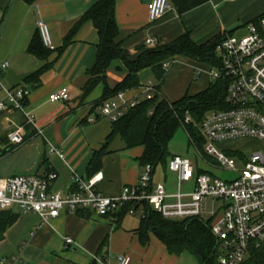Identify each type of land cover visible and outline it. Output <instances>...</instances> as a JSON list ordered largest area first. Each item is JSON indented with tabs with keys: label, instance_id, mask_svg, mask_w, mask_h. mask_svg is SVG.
I'll list each match as a JSON object with an SVG mask.
<instances>
[{
	"label": "crops",
	"instance_id": "1",
	"mask_svg": "<svg viewBox=\"0 0 264 264\" xmlns=\"http://www.w3.org/2000/svg\"><path fill=\"white\" fill-rule=\"evenodd\" d=\"M98 1L38 0L28 6L20 0H0V81L7 89L29 92L25 107L34 117L36 127L26 125L18 113L0 112V137L7 139L6 144L0 143V151L6 145L16 148L0 157V179L52 171L58 177L52 189L66 193L71 188L73 174L83 180L100 174L102 178L96 190L104 196H116L124 186L138 182L141 169L138 159L143 149H127L118 136L109 142L99 169L90 172L93 154L101 149L111 131V123L105 119L87 123L88 118L100 115L98 103L104 85L99 84L89 95L82 97L89 71L95 65L99 39L90 22L83 24L69 43L66 44L64 38ZM150 2L115 1L114 19L119 30L116 43L130 55V60L136 59L140 51L152 48L145 45L146 40H154L158 46L170 44L185 33H189L197 44L222 35L241 37L246 34L248 25L264 15V0H205L181 15L172 6L161 19L151 23L147 16ZM40 21L47 25L54 46V50L46 52L42 59L28 53ZM173 61L176 67L172 73L171 69L167 71L161 88L169 102H176L186 95L194 96L211 84L206 64L181 56ZM3 63L8 64L4 70L1 69ZM35 73L39 74L37 84L24 81L26 76ZM126 74L123 63L114 61L106 75L107 87L114 88ZM138 76L140 84L153 78L149 69ZM174 78L178 93L171 99L167 85ZM63 88L69 91V101L52 103L48 100L50 94ZM137 93L136 90L127 91V96ZM1 101H5V97L0 92ZM15 126L23 128L24 139L31 135L18 146L9 141ZM51 147L63 158L51 155ZM12 210L19 217L0 241V260L19 258L24 264H115L120 257L128 256L132 264H198L188 253L170 255L152 234H149L148 243L142 246L137 235L139 225L123 227L125 217L111 225L89 212L85 213L87 218H82L62 211L58 218L41 226L36 215ZM65 239L72 243L66 246Z\"/></svg>",
	"mask_w": 264,
	"mask_h": 264
},
{
	"label": "built area",
	"instance_id": "2",
	"mask_svg": "<svg viewBox=\"0 0 264 264\" xmlns=\"http://www.w3.org/2000/svg\"><path fill=\"white\" fill-rule=\"evenodd\" d=\"M171 9L170 0H151L147 5L148 21H158ZM36 27L43 46L53 51L47 25L40 21ZM145 45L154 48L157 44L149 39ZM215 52L218 63L209 69L208 76L212 84H225L226 108L208 112L199 124V133L206 145L200 156L215 161L216 165L208 164L210 168L237 173L234 180L223 181L206 171L199 173L201 170L180 156H173L169 161V170L176 176V191L173 193H168L164 185L153 184L154 169L151 165L141 167L138 182L124 186L116 196H104L96 190L102 178L100 174L88 180L73 174L71 188L66 193L52 189L58 179L52 171L41 175H15L0 179V210L16 208L20 214L36 215L41 226L58 218L62 211L72 215L89 212L113 225L123 212L125 216L143 217L144 207H147L171 222L209 221V230L216 242L217 264L246 262L251 248L264 246V153L256 150L245 158L241 152L234 151L244 165L238 171L235 156L227 157L215 146L237 140L264 143V15L247 26L244 36H226ZM7 67V63L1 65L2 70ZM170 67V62H167L163 70L167 72ZM136 91L137 95L131 97L127 92H120L105 100L100 106L99 117H90L87 123L93 124L98 118L115 123L141 101L158 95L156 85L151 81H146ZM0 92L5 97V101L0 102V112L18 113L26 125L35 129L34 117L25 107L29 92L26 89H7L1 81ZM69 99L67 88L48 97L52 103ZM185 121L189 123L190 118ZM14 128L9 141L18 146L24 141V132L21 126ZM37 132L41 135L40 131ZM49 153L63 158L55 148L51 147ZM189 183L192 184L190 190L183 191ZM208 200L215 203L210 212L205 209ZM64 243L67 246L72 241L65 239ZM0 264L24 263L19 258H3ZM115 264L132 262L130 257L123 256Z\"/></svg>",
	"mask_w": 264,
	"mask_h": 264
},
{
	"label": "trees",
	"instance_id": "3",
	"mask_svg": "<svg viewBox=\"0 0 264 264\" xmlns=\"http://www.w3.org/2000/svg\"><path fill=\"white\" fill-rule=\"evenodd\" d=\"M20 1L32 6L38 0ZM115 1L99 0L96 2L80 17L64 38V42L69 43L78 29L87 22L92 24L98 35L95 65L89 71V79L83 89L82 97L89 95L99 84H103L102 99L98 103L101 106L105 100L115 97L120 92L139 89L142 84H140L138 74L146 69L151 70L158 95H155L151 100L141 101L138 106L111 124V131L104 145L93 154L90 172L93 173L99 169L101 157L109 142L117 136L127 149L142 148V155L138 159L139 166L151 165L154 170L156 166L166 164V161H170L173 157L170 155L168 147L179 128L185 130L189 144L194 145L198 152H201L205 141L199 133L198 126L208 112L226 108L224 103L225 84L223 82L211 83L207 89L194 96L186 95L176 102H169L161 93L167 74L163 70V65L181 56L214 67L218 63L216 47L226 36H218L203 44H197L192 41L189 33H185L170 44L158 45L140 51L141 53L136 59L130 60V55L116 43L119 30L114 19ZM170 1L179 15L205 2V0ZM36 32V36L28 48V53L42 59L50 50L43 46L38 30ZM116 60L123 63L127 74L114 88H109L106 85V75L111 64ZM38 76V73L28 75L24 81L37 84ZM187 117L190 118L189 123L185 121ZM30 136H26L24 141L26 142ZM0 143L6 144L7 139L0 137ZM15 149L13 146L6 145V148L0 151V157ZM203 158L208 160V158ZM199 173H203V171ZM85 213L88 212H80L78 215L87 218ZM18 217L19 215L12 209L0 210V241L3 239L4 232L16 222ZM124 217L125 212L119 215L118 222ZM149 234L155 236L170 255L180 256L182 253H188L195 258L198 264H217L216 242L210 233L209 221L190 219L171 222L164 220L153 210L144 207V216L141 217L137 229L138 239L142 246L148 243ZM243 264H264V246L259 249L251 248L250 257Z\"/></svg>",
	"mask_w": 264,
	"mask_h": 264
},
{
	"label": "rangeland",
	"instance_id": "4",
	"mask_svg": "<svg viewBox=\"0 0 264 264\" xmlns=\"http://www.w3.org/2000/svg\"><path fill=\"white\" fill-rule=\"evenodd\" d=\"M173 60L170 61V69L171 73L174 71L176 64H173ZM173 66V68H172ZM206 70H209L211 67L209 65H206ZM169 69V70H170ZM150 81L152 82L153 85H156V82L154 78H150ZM167 90H168V96L172 99L173 97L176 96L178 93V85H177V79L174 78L169 85H167ZM192 92V90H191ZM103 123L107 124L106 121ZM100 125V124H99ZM98 126V125H97ZM96 127V126H95ZM2 145V144H1ZM0 145V147H1ZM205 144L202 147V151L198 152L196 147L194 145L189 144V139L188 136L183 128H179L176 133L174 134V137L172 141L169 144L168 150L171 156H180L182 158L188 159L195 167L201 170V171H206L210 172L213 176L216 178H219L223 181H232L237 177V173L235 172H229L225 171L222 169L218 168H210L208 166L209 163H215L214 160H211L208 158V160H205L200 156V153H203V150L205 148ZM215 148L218 151H223L222 153L227 156L231 157L234 156L235 153L234 151H239L241 152L242 156L245 158H248L253 151L256 150H262L264 153V143L262 142H256V141H251V140H243V141H231V142H225L219 145H216ZM232 153V154H231ZM207 159V157H205ZM236 161V168L238 171L242 170L244 165L243 162L238 160L236 156L234 157ZM175 182H176V176L169 170V160L166 161V164H159L158 166L155 167L154 170V184L155 186L157 185H164L166 186L168 192H175ZM192 184H186L183 187V191H189L191 188ZM206 211L210 212L212 208L215 206V203L212 200H208L206 202ZM16 208H14L15 210ZM17 210V209H16ZM207 218V216H204ZM203 217V218H204ZM141 221V217L139 215L135 216H125L124 221H123V227H137ZM190 257V256H188ZM193 257V256H192ZM194 258V257H193ZM195 259V258H194Z\"/></svg>",
	"mask_w": 264,
	"mask_h": 264
}]
</instances>
